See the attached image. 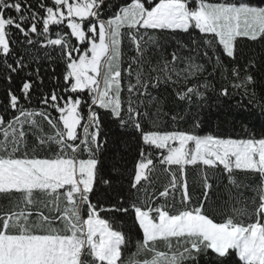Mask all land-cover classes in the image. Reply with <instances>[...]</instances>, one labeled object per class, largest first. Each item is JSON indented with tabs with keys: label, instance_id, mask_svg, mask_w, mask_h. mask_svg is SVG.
<instances>
[{
	"label": "snow or ice",
	"instance_id": "1",
	"mask_svg": "<svg viewBox=\"0 0 264 264\" xmlns=\"http://www.w3.org/2000/svg\"><path fill=\"white\" fill-rule=\"evenodd\" d=\"M257 120L264 0H0V264H264Z\"/></svg>",
	"mask_w": 264,
	"mask_h": 264
},
{
	"label": "trees",
	"instance_id": "2",
	"mask_svg": "<svg viewBox=\"0 0 264 264\" xmlns=\"http://www.w3.org/2000/svg\"><path fill=\"white\" fill-rule=\"evenodd\" d=\"M264 126V122L262 121H254L253 125H251L248 129V131H256L257 134H259L260 128ZM208 133H215V134H221V133H227L230 134L233 137L241 136L243 137L245 135V132L242 130L241 126L237 124L234 128L229 126L227 128L217 127L216 124H209L206 126V130L204 134Z\"/></svg>",
	"mask_w": 264,
	"mask_h": 264
}]
</instances>
